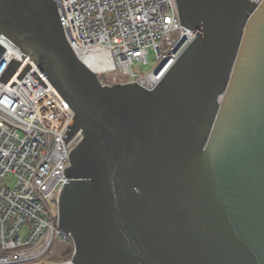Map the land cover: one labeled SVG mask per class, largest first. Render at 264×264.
I'll use <instances>...</instances> for the list:
<instances>
[{"label": "water", "instance_id": "1", "mask_svg": "<svg viewBox=\"0 0 264 264\" xmlns=\"http://www.w3.org/2000/svg\"><path fill=\"white\" fill-rule=\"evenodd\" d=\"M175 1L198 36L147 90L104 85L55 0H0V81L30 57L75 113L65 144L83 135L59 200L70 264H264V2Z\"/></svg>", "mask_w": 264, "mask_h": 264}, {"label": "built area", "instance_id": "2", "mask_svg": "<svg viewBox=\"0 0 264 264\" xmlns=\"http://www.w3.org/2000/svg\"><path fill=\"white\" fill-rule=\"evenodd\" d=\"M55 2L72 49L98 69L95 73L107 86L112 85L102 77L154 90L198 36L180 21L175 0ZM254 2L258 8L264 0ZM151 50L156 67L137 74L133 65L148 64ZM14 56L8 48L3 53L0 78ZM30 64L20 81H0V264H70L75 245L71 234L59 228V200L69 183V156L83 135L65 144L73 112ZM55 244L72 250L68 261H51Z\"/></svg>", "mask_w": 264, "mask_h": 264}, {"label": "rangeland", "instance_id": "3", "mask_svg": "<svg viewBox=\"0 0 264 264\" xmlns=\"http://www.w3.org/2000/svg\"><path fill=\"white\" fill-rule=\"evenodd\" d=\"M157 65V58H156V53L154 50H151L149 53V63L148 64H140V63H135L133 65L134 71L139 74V75H146L148 72L153 70ZM102 80L105 81L107 84H110L112 86L117 85V81L119 80H114L113 77H102ZM116 82V84H114ZM64 245V244H55L53 247L52 251L50 252V256L53 258L51 261L60 260V262L68 261L71 256L68 252L69 248ZM67 253V255H66ZM70 256V257H69Z\"/></svg>", "mask_w": 264, "mask_h": 264}, {"label": "bare ground", "instance_id": "4", "mask_svg": "<svg viewBox=\"0 0 264 264\" xmlns=\"http://www.w3.org/2000/svg\"><path fill=\"white\" fill-rule=\"evenodd\" d=\"M26 63H28L27 65H26V63H24L23 62V67H25V69L28 67V66H30L29 67V69H27L26 70V72L22 75V73H23V71L25 70H23L22 68H21V70L22 71H17L13 76H12V78H11V80H13L14 82H18V81H20L26 74H27V72L31 69V61H32V59L30 58V57H28V58H26ZM33 62V61H32ZM34 63V62H33ZM87 63V65H88V67L90 68V69H92L94 72H96V73H98V69L96 68V67H94L93 65H92V63L91 62H89V61H87L86 62ZM35 64V63H34ZM36 65V64H35ZM34 65V67L35 68H37L36 66ZM68 104V103H67ZM68 107H70V106H68ZM70 109L72 110V108L70 107ZM72 112H73V110H72ZM75 116V113L73 112V113H71V120H70V116H69V119H68V125H67V127L69 126V124H70V122L72 121V119H73V117ZM70 121V122H69ZM82 133V132H81ZM83 140V139H82Z\"/></svg>", "mask_w": 264, "mask_h": 264}, {"label": "trees", "instance_id": "5", "mask_svg": "<svg viewBox=\"0 0 264 264\" xmlns=\"http://www.w3.org/2000/svg\"><path fill=\"white\" fill-rule=\"evenodd\" d=\"M67 253H69V254H70V256H71V255H72V250H71V249H69ZM67 253H66V255H67ZM70 256H69V257H70Z\"/></svg>", "mask_w": 264, "mask_h": 264}]
</instances>
